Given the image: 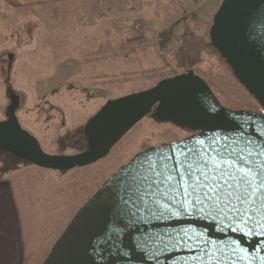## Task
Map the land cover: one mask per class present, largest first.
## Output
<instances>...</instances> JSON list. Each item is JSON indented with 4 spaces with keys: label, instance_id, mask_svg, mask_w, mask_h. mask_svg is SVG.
<instances>
[{
    "label": "rangeland",
    "instance_id": "rangeland-1",
    "mask_svg": "<svg viewBox=\"0 0 264 264\" xmlns=\"http://www.w3.org/2000/svg\"><path fill=\"white\" fill-rule=\"evenodd\" d=\"M223 1L89 0L23 10L0 0V121L11 103L10 89L21 99L22 128L43 151L74 156L87 150L84 128L109 101L188 70L210 84L224 107L264 114L211 46L205 20ZM192 137L150 115L97 164L59 176L38 172V179L56 181L49 187L56 190L37 197L43 209H37L39 220L28 223L33 229L25 226L24 264H43L78 211L139 153ZM27 167L0 153V178Z\"/></svg>",
    "mask_w": 264,
    "mask_h": 264
},
{
    "label": "water",
    "instance_id": "water-1",
    "mask_svg": "<svg viewBox=\"0 0 264 264\" xmlns=\"http://www.w3.org/2000/svg\"><path fill=\"white\" fill-rule=\"evenodd\" d=\"M210 40L264 111V0H224L214 17ZM10 100L7 119L0 122V151L44 170L67 173L97 164L150 115L198 133L194 138L205 141L204 147L214 160L217 157L209 143L221 148L228 143L239 151L245 147L239 133L253 141L257 150L264 145V115L224 107L193 70L164 79L150 90L109 101L84 128L87 150L74 156L46 154L19 122L20 97L12 92ZM194 138L145 152L170 154L175 149L179 156ZM145 152L108 179L78 211L43 264H264V236L258 235L264 229L259 226V216L249 222L245 231L251 234L245 237L227 230L228 219L223 216L224 230H217L219 221L204 219V214L179 212L177 217L162 220L148 201L125 204L127 197L115 178L142 160ZM171 197V201L161 198L160 203L173 212L178 201L190 203L194 198L190 190L186 199L178 190ZM181 236L184 240L177 243ZM232 240L238 243L232 245Z\"/></svg>",
    "mask_w": 264,
    "mask_h": 264
},
{
    "label": "snow or ice",
    "instance_id": "snow-or-ice-1",
    "mask_svg": "<svg viewBox=\"0 0 264 264\" xmlns=\"http://www.w3.org/2000/svg\"><path fill=\"white\" fill-rule=\"evenodd\" d=\"M238 135L245 145L239 151L228 143L222 148L215 147V142L209 143L208 148L216 154L215 160L204 147L205 141L198 138L185 144L179 156L175 149L170 154L145 152L142 160L134 162L115 178L127 197L124 203L148 201L162 220L177 217L179 212L204 214V219L213 223L219 221L217 230H224V219H228L227 230L245 237L251 234L245 228L253 216H259V226L264 229V145L257 150L253 141L244 139L242 133ZM177 190L185 199L190 190L194 198L190 203L178 201L177 211L173 212L167 204H161L160 199L171 201V193ZM258 235L264 236V231ZM182 240L181 236L177 243Z\"/></svg>",
    "mask_w": 264,
    "mask_h": 264
},
{
    "label": "crops",
    "instance_id": "crops-1",
    "mask_svg": "<svg viewBox=\"0 0 264 264\" xmlns=\"http://www.w3.org/2000/svg\"><path fill=\"white\" fill-rule=\"evenodd\" d=\"M19 9H31L44 6L65 5L81 3L89 0H4ZM215 11L211 18L206 19L209 34L213 24ZM195 28V25H193ZM111 50V49H110ZM120 53V52H119ZM39 201H37L38 203ZM25 212L22 216V211ZM37 209H43L41 206ZM32 209L35 217L30 216L29 207L24 205V200L16 186L6 177L0 178V264H24V230L29 222L39 220L38 210ZM27 222V223H26ZM33 229V228H32Z\"/></svg>",
    "mask_w": 264,
    "mask_h": 264
},
{
    "label": "trees",
    "instance_id": "trees-1",
    "mask_svg": "<svg viewBox=\"0 0 264 264\" xmlns=\"http://www.w3.org/2000/svg\"><path fill=\"white\" fill-rule=\"evenodd\" d=\"M171 78H173V77H171ZM164 79L165 78H163L162 80H164ZM10 157L15 158L12 155ZM16 160H18V159H16ZM18 161H20V160H18ZM24 164H26V163H24ZM26 165L28 167L24 171H17L14 174L12 173L11 176L6 175L5 177L8 180H10V182L12 184H15V186L17 187L18 191L20 192V194L22 196V199L24 200V205L27 204L29 209H37L40 206L42 207L41 203H39V202L37 203V201H38L37 197L47 198L51 194L55 193L56 189H53V188L51 189L49 187L53 186V184H55L57 182L55 181L54 183H52V181L49 179V176L38 179L36 174L40 171L52 172V174H55L57 176L63 175L64 173H61L58 171L44 170V169L38 168V167L33 166V165H29V164H26ZM42 180H44V181H42ZM38 184L43 185V188H39ZM28 189H29V191H28ZM69 198H70V195H69ZM58 199L61 201H64V199L62 197H59ZM70 201H71V199H70ZM71 217H73V214ZM68 222H69V220H68Z\"/></svg>",
    "mask_w": 264,
    "mask_h": 264
},
{
    "label": "flooded vegetation",
    "instance_id": "flooded-vegetation-1",
    "mask_svg": "<svg viewBox=\"0 0 264 264\" xmlns=\"http://www.w3.org/2000/svg\"><path fill=\"white\" fill-rule=\"evenodd\" d=\"M12 59H13V58H12ZM10 62H11V61H10ZM8 80H9V79H8ZM7 93H8V95H9V98H11V93H12V92L10 91V89L8 90ZM10 104H11V103H10ZM8 107H9V106H8ZM8 107H7V108H8ZM6 113H7V109H6V112H5V118H4V120H2V121H0V122H4V121H6V119H7V118H6ZM263 115H264V114H263ZM197 136H198V133H193V137H192V138L197 137ZM0 153H2V154H6V153H3V152H1V151H0ZM6 155H7V156H11L10 154H6Z\"/></svg>",
    "mask_w": 264,
    "mask_h": 264
},
{
    "label": "built area",
    "instance_id": "built-area-1",
    "mask_svg": "<svg viewBox=\"0 0 264 264\" xmlns=\"http://www.w3.org/2000/svg\"><path fill=\"white\" fill-rule=\"evenodd\" d=\"M136 29H137V30H140V29H141V26H140V25H138V26L136 27Z\"/></svg>",
    "mask_w": 264,
    "mask_h": 264
}]
</instances>
